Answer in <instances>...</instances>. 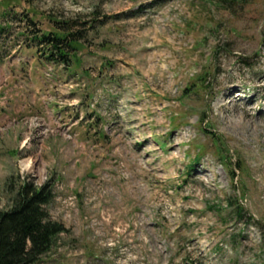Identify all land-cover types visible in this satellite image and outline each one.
Here are the masks:
<instances>
[{
    "label": "rangeland",
    "instance_id": "1",
    "mask_svg": "<svg viewBox=\"0 0 264 264\" xmlns=\"http://www.w3.org/2000/svg\"><path fill=\"white\" fill-rule=\"evenodd\" d=\"M16 12L0 38L13 55L0 66V210L19 180L50 181L48 212L67 229L37 264H264V0H21ZM50 19L79 33L74 75L21 35ZM216 146L239 162L235 180Z\"/></svg>",
    "mask_w": 264,
    "mask_h": 264
},
{
    "label": "trees",
    "instance_id": "2",
    "mask_svg": "<svg viewBox=\"0 0 264 264\" xmlns=\"http://www.w3.org/2000/svg\"><path fill=\"white\" fill-rule=\"evenodd\" d=\"M230 6L234 4L246 5L252 0H218ZM21 0H0V38L11 33V19L17 17L16 10ZM32 25L36 22L35 16L29 20ZM50 29L41 33L34 32L27 37L38 46L45 45L47 54L44 59L54 65H61L67 72H73L81 67L77 55L82 48L78 32H73L68 22L49 20ZM27 30V29H26ZM29 32L31 30H28ZM6 55L0 54V60ZM205 77H201L204 81ZM214 138V133L208 132ZM216 145L215 139H212ZM216 153L221 157V163L228 169L230 177L235 180L236 171H240L239 162H233L224 156L222 148L216 146ZM199 151L185 166L186 176L194 170V165L201 159ZM50 182V181H49ZM45 182L40 186L26 180H19L11 189L9 207L0 210V264H37L40 259L51 251L59 236L67 232L64 225L53 220L48 212V205L53 199L52 186ZM8 189V190H9ZM233 207L235 219L241 220L247 214L245 207L239 200L227 202ZM253 223V218H249Z\"/></svg>",
    "mask_w": 264,
    "mask_h": 264
},
{
    "label": "bare ground",
    "instance_id": "3",
    "mask_svg": "<svg viewBox=\"0 0 264 264\" xmlns=\"http://www.w3.org/2000/svg\"><path fill=\"white\" fill-rule=\"evenodd\" d=\"M237 96L239 95V93L236 94Z\"/></svg>",
    "mask_w": 264,
    "mask_h": 264
}]
</instances>
